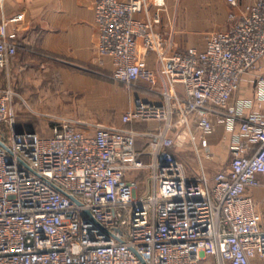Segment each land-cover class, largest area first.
<instances>
[{"label": "built area", "instance_id": "built-area-1", "mask_svg": "<svg viewBox=\"0 0 264 264\" xmlns=\"http://www.w3.org/2000/svg\"><path fill=\"white\" fill-rule=\"evenodd\" d=\"M165 3L96 1L114 78L159 99L135 97L119 124L63 117L49 135L20 130L16 93L0 87V264H264V214L248 194L264 173V0L183 50L157 28ZM23 19L0 20L1 70ZM243 80L253 97L236 96ZM216 119L232 133L230 160L210 178L202 155ZM186 144L196 174L176 156Z\"/></svg>", "mask_w": 264, "mask_h": 264}, {"label": "rangeland", "instance_id": "rangeland-1", "mask_svg": "<svg viewBox=\"0 0 264 264\" xmlns=\"http://www.w3.org/2000/svg\"><path fill=\"white\" fill-rule=\"evenodd\" d=\"M232 12H236V8L225 1L224 8L215 12L217 17L211 13L210 19L214 26L205 32L188 26L175 27V31L178 30L175 33V49L204 47L210 32L224 25L219 24V18L229 20ZM9 68L5 73L0 70V87L10 85L16 93L14 108L17 126L20 130H38L42 135L51 134L56 118L64 117L87 123H76L79 127L98 123L119 124L123 112L133 105L136 93L145 92L136 85L116 80L111 60L96 66L76 60L62 62L52 54L39 52L32 67L26 64L18 71H13L11 66ZM6 75L9 77L7 81ZM76 81L81 86L74 85ZM176 156L189 171L200 172L197 157L189 144L177 148ZM209 158L208 162L203 156V162L205 173L211 178L229 163L230 153L223 145ZM205 263L215 264L213 258H208Z\"/></svg>", "mask_w": 264, "mask_h": 264}, {"label": "crops", "instance_id": "crops-1", "mask_svg": "<svg viewBox=\"0 0 264 264\" xmlns=\"http://www.w3.org/2000/svg\"><path fill=\"white\" fill-rule=\"evenodd\" d=\"M96 1L5 0L3 11L0 10V20L3 15L10 17L19 12L24 13L22 21L17 24H11L8 28L10 34L15 37L18 43L17 54L12 58L10 63L11 69L18 71L26 64L28 66L30 64V67H32V62L39 52L52 54L55 59L62 62L76 60L96 66L101 65L105 60H110L109 57L100 55L97 49ZM225 1L227 2V0H165L162 22L157 28L172 42L173 49L176 50L174 42H176L177 36L175 37V33L178 30L175 31V27L188 26L199 30V32L207 31L214 26L210 15L213 14L217 17L215 12L219 8H224ZM255 1L238 0V6L235 7L236 12L239 13L246 4H251ZM149 8L152 13L156 11L154 4H150ZM231 23L232 20L230 18L226 21L225 18H219V24H224L219 30L227 28ZM151 59L152 56H150ZM1 71L5 73L6 70ZM7 78L9 77L6 75V81ZM76 82L74 85L81 86L79 81ZM179 87L180 91L184 92L183 86ZM136 94V97L142 96L147 100H159L146 92ZM236 96L248 98L254 96L249 80H243L241 90ZM236 96H234L232 102L235 101ZM255 108L264 112V107L259 108L255 106ZM133 126L141 128L140 124H134ZM231 136L232 133L226 130L223 120L216 119L214 130L209 137L210 147L208 151L204 150L202 162L203 156L209 162L210 154L216 153L223 145H225L228 151ZM203 166L205 169L204 162ZM189 172L192 174L197 173L194 171ZM258 177L260 184L251 187L248 190V194L254 199L257 209L264 214V173Z\"/></svg>", "mask_w": 264, "mask_h": 264}]
</instances>
